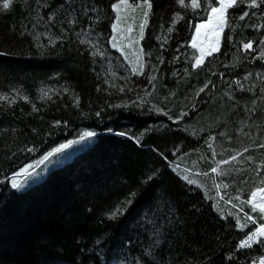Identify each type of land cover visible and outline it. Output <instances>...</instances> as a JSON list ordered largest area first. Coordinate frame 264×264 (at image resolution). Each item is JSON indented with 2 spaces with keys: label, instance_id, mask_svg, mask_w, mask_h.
Segmentation results:
<instances>
[{
  "label": "trees",
  "instance_id": "1",
  "mask_svg": "<svg viewBox=\"0 0 264 264\" xmlns=\"http://www.w3.org/2000/svg\"><path fill=\"white\" fill-rule=\"evenodd\" d=\"M5 2L0 264H259L264 243L239 245L264 223L243 202L264 180V3L229 9L197 68L190 43L214 0Z\"/></svg>",
  "mask_w": 264,
  "mask_h": 264
},
{
  "label": "snow or ice",
  "instance_id": "2",
  "mask_svg": "<svg viewBox=\"0 0 264 264\" xmlns=\"http://www.w3.org/2000/svg\"><path fill=\"white\" fill-rule=\"evenodd\" d=\"M179 4L182 6H187L185 4V0H178ZM244 0H214V3L217 6H213L210 7L209 14L205 17L206 22L199 24L195 27V37L192 38V43H191V47L196 49H199V55L195 58V63L194 66L199 68L204 64L205 58L207 56H212L213 53L218 52L219 51V41H220V34L224 31V29L228 26V10L232 9L234 7H237L240 3H243ZM260 3H264V0H260ZM260 3H258V0H250V4H248V7L251 8H256L260 6ZM10 4V0H7V2L4 3L3 7L5 9H7L9 7ZM199 0H191V7L193 8H197L199 7ZM112 9L115 10L117 13L120 12L121 7H124L125 9L131 8L133 10L137 9V8H142V7H146L148 10H151L152 8V4L150 2V0H133V3H129V0H118V3H114L112 6ZM248 16V12H243L240 16L239 19L240 20H244L245 17ZM147 17H148V11H144L143 12V22L140 25V33H139V37L140 39H143V34H144V27L147 23ZM117 23H119L120 21V16L117 15L115 17ZM113 30L115 31L117 28V24H113L112 25ZM201 29H207L208 31L205 33V35H209L211 34L212 36H214L216 39L211 42V44L208 47H205L203 42L199 43L197 42V37H199L201 35ZM171 30V29H170ZM128 31H131V28L128 29ZM113 43H112V47H117L115 41H116V37L112 36L110 38ZM81 43H91L90 41H81ZM253 48V44L252 42H248V43H244L243 44V50L244 51H248L250 49ZM142 53V50H141ZM96 53H93V55H95ZM261 57L264 58V52L261 53ZM138 63H139V54H138ZM139 67L142 69L143 65L140 64ZM134 72H137L138 69L136 67H134L132 69ZM142 74V73H141ZM245 79H247V77H245ZM237 84H239L240 82L237 81ZM207 87V85H205V88ZM201 92L204 91V88L200 89ZM45 95H47V93H45ZM26 99V98H25ZM78 102V101H77ZM94 133L93 132H85L83 134L84 137H91L93 136ZM83 138V137H81ZM210 141H215L216 137H210L209 138ZM69 145L67 144H63L60 145L59 148L54 149V152H59L61 151L63 148L68 147ZM212 147V144L209 143V148ZM259 147L264 148V143L260 144ZM29 151H31V149H29ZM244 151H248V149H244ZM214 152V150H213ZM53 153H48L47 156H45L43 159L44 160H48V158L52 155ZM239 155H243V153H239ZM237 155H233L231 157L232 160H237ZM249 159H251V157H249ZM224 163H229L230 161H223ZM39 163H43V161H40ZM33 165H29L28 168H25L23 170V175H28L29 174V169L33 168ZM260 167L262 169H264V164L260 165ZM213 172L218 171L217 168H213L212 169ZM221 174L223 175L224 173L221 172ZM259 174V173H258ZM184 179H188L187 176L184 177ZM191 182V181H190ZM11 187L14 189H19L21 187V184L17 182L16 178H12L11 179ZM224 187H227V185H224ZM237 199H239V197H237ZM244 203H247L249 205H251V211L252 212H257L259 211V213L261 214L260 218L261 220H264V180L261 181V186L257 187L255 191H252L250 193V199H248L247 201H243ZM119 211V210H117ZM115 215V213L113 214ZM245 216L247 218L248 221H251L252 223H255V220H253V218L251 216H248L247 213H245ZM241 228L245 227V225H240ZM258 237L264 238V223H261L254 232H252L250 235L247 236V239L241 241L239 247L240 248H247V247H251L253 241H255L256 243L260 244V243H264V240L262 239H257ZM260 264H264V259H262L260 261Z\"/></svg>",
  "mask_w": 264,
  "mask_h": 264
},
{
  "label": "rangeland",
  "instance_id": "3",
  "mask_svg": "<svg viewBox=\"0 0 264 264\" xmlns=\"http://www.w3.org/2000/svg\"><path fill=\"white\" fill-rule=\"evenodd\" d=\"M217 6V5H216ZM229 11V10H228ZM208 14H209V12H208ZM206 22V20H203V21H201V22H199V23H197V25H199V24H202V23H205ZM196 25V26H197ZM208 30L207 29H201V35L199 36V37H197V42H198V44L199 43H202L203 42V44H204V46L205 47H208L210 44H211V42H213L216 38L214 37V36H212L211 34H209V35H205V33L207 32ZM224 32V31H223ZM223 32L220 34V41H219V50H220V47H221V44H222V37H223ZM195 30H194V33H193V36H192V38L193 37H195ZM191 43H192V39H191ZM190 43V44H191ZM196 50H197V52H198V55H199V49L198 48H196ZM216 53V52H215ZM214 54V53H213ZM208 57V56H207ZM206 57V58H207ZM205 58V59H206ZM88 173H90V172H88ZM19 178L20 177H16V180L18 179L19 180ZM260 264V263H259Z\"/></svg>",
  "mask_w": 264,
  "mask_h": 264
}]
</instances>
